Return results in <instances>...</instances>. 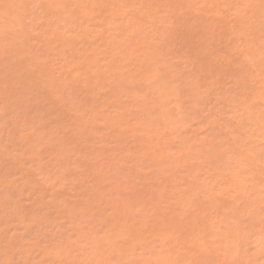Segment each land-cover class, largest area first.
<instances>
[{
  "label": "rangeland",
  "instance_id": "1",
  "mask_svg": "<svg viewBox=\"0 0 264 264\" xmlns=\"http://www.w3.org/2000/svg\"><path fill=\"white\" fill-rule=\"evenodd\" d=\"M0 264H264V0H0Z\"/></svg>",
  "mask_w": 264,
  "mask_h": 264
}]
</instances>
